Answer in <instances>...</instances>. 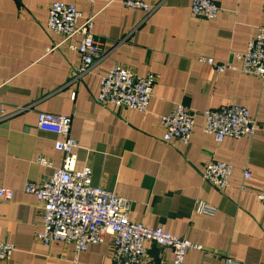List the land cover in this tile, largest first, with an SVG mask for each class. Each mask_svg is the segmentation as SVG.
<instances>
[{
  "label": "crops",
  "instance_id": "obj_1",
  "mask_svg": "<svg viewBox=\"0 0 264 264\" xmlns=\"http://www.w3.org/2000/svg\"><path fill=\"white\" fill-rule=\"evenodd\" d=\"M56 1L75 6L81 20L95 15L104 57L79 79L80 55L67 48L79 37L56 47L62 37L47 27ZM121 1L0 0V186L15 191L11 202L0 201V242L15 247L0 264H74L73 245L37 241L42 207L24 192L63 162L55 149L63 137L38 129L39 113L71 117L77 168L90 166L94 186L129 200L130 221L202 247L190 250L184 264H264V207L256 196L264 187V89L256 76L219 73L198 62L204 57L239 66L234 54L244 53L264 27V0H214L220 14L213 21L195 17L192 0H139L155 8L149 15ZM116 66L155 76L145 112L97 103L101 78ZM179 105L195 113L187 145L163 140L161 119ZM231 105L249 110L256 136L217 143L204 133L203 113ZM38 157L52 167L38 165ZM211 161L233 167L224 190L203 179ZM198 201L216 214L198 213ZM146 247L154 260L170 264V249ZM79 262L114 264L112 236L81 253Z\"/></svg>",
  "mask_w": 264,
  "mask_h": 264
},
{
  "label": "built area",
  "instance_id": "obj_2",
  "mask_svg": "<svg viewBox=\"0 0 264 264\" xmlns=\"http://www.w3.org/2000/svg\"><path fill=\"white\" fill-rule=\"evenodd\" d=\"M95 1V0H92ZM130 9L142 10L147 15L155 8L139 0H122ZM191 11L195 17L206 21L218 18L220 8L214 0H192ZM83 15L75 6L56 1L49 10L47 27L50 32L62 37L56 47L79 37L77 44L69 43L67 48L76 51L81 58L80 66L74 71L79 79L89 73L96 62L104 57L101 44L94 35L95 15L81 20ZM236 65H220L211 58L201 57L198 62L213 66L221 73L227 69L256 76L264 89V27L257 30L244 53L234 54ZM155 76L136 75L130 69L116 66L101 78L97 103L102 107H121L145 112L150 105ZM75 97V95H74ZM204 133L214 137L217 143L227 138L242 139L256 136L257 124L249 110L239 105L204 111ZM71 117L49 113L38 114V129L63 137L55 141V149L63 155L62 165L39 183L29 182L24 192L33 195L43 211L42 229L36 234L38 242L48 247L53 243L74 246V264L79 255L90 247L101 244L107 236L113 238L114 264H169L166 259L154 260L146 247L147 243L170 249V264H184L187 253L202 250L200 245L185 238H179L161 228H149L129 219L131 203L92 184L93 171L88 165L77 168L79 143L70 137ZM161 124L165 131V143L178 141L189 144L195 128V113L179 105L164 115ZM36 163L52 167L48 160L38 157ZM233 173L230 164L211 161L206 165L203 179L219 190L229 185ZM245 180L250 173L245 171ZM243 190L245 186L242 187ZM15 191L0 186V201L11 202ZM264 207V187L256 194ZM200 214L214 216L217 210L204 201L197 202ZM15 247L9 242H0V262L8 261Z\"/></svg>",
  "mask_w": 264,
  "mask_h": 264
}]
</instances>
